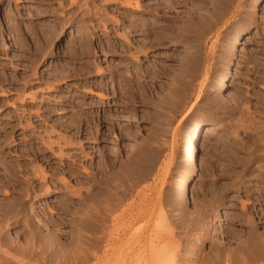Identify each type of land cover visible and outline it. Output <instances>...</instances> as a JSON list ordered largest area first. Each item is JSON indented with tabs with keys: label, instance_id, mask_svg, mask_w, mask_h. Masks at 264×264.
Masks as SVG:
<instances>
[{
	"label": "rangeland",
	"instance_id": "374dc122",
	"mask_svg": "<svg viewBox=\"0 0 264 264\" xmlns=\"http://www.w3.org/2000/svg\"><path fill=\"white\" fill-rule=\"evenodd\" d=\"M1 214L42 233L28 264L239 254L264 233V0H0Z\"/></svg>",
	"mask_w": 264,
	"mask_h": 264
},
{
	"label": "bare ground",
	"instance_id": "6f19581e",
	"mask_svg": "<svg viewBox=\"0 0 264 264\" xmlns=\"http://www.w3.org/2000/svg\"><path fill=\"white\" fill-rule=\"evenodd\" d=\"M254 3H256V1ZM219 14H221V13H219ZM244 31H247V29L246 30H243L242 32H244ZM239 34H240V32H239ZM194 63L196 64L195 60H194ZM229 74H230V72L228 71V72H226V74H224L223 76H221L218 84L216 85V88L217 89H221V88H223L225 86L226 80L228 79ZM175 106H176V104H175ZM175 108H178V107L176 106ZM188 112H189V110H188ZM186 115H187V113H186ZM203 125H205L204 122H201V121L198 122L197 121L196 123H194L193 129H191L192 130V135L190 136V138H191V140L193 142L195 141V143H193V144H195L196 146H194L195 147L194 149L192 148L193 150H191L189 152L187 151L188 152V155L186 154L187 155L186 156L187 157L186 163H187V167H188V170H187L188 172L186 174H181L179 176V178H177V181H176L177 182L176 183L177 184V189H178V191H177L178 192V196H179L180 200L183 203H185V202L188 201V192H187L188 183H189L190 179L192 177H194V175H196L198 173V164H197V161H196V158H195V154H196V150L198 149V146L202 147V145H203L202 143L203 142L201 143V139H200L199 136H198L199 138L196 141V136L197 135L195 136V134H199V132L201 131ZM137 148H138L137 145L133 146L130 149V153H134L137 150ZM7 213H9V212H7ZM2 214L0 216V220H4V218H5V217L4 218H1L2 217ZM247 219H248V217H247ZM30 233H31L30 234V239H29L28 242H26V241L25 242L23 241L24 243L16 242L11 237V234H10V231H9V227L2 226V224L0 222V264H28V262L31 261V260H33V261L34 260L35 261L40 260L41 261L42 255L45 254V251L46 250L44 251L45 248H43V249L40 248V245L37 242H39V243L41 242L42 237H43L42 236V233H39V232L38 233H36V232L33 233L31 230H30ZM250 233H249V235L251 236V238H250V236L249 237H245L244 238V241L242 242L243 244L241 243L242 244V246L240 248V251L241 252L239 254H237L236 256H233L235 254H233V255L227 254V253H225L226 251H224L222 249V247L221 248L219 247V249L215 253L211 254V256L209 257V259H207L208 261H207L206 264H247L253 258H258V257L259 258H261V257L263 258L264 257V233L262 234L260 232H255L253 234L255 238ZM44 242L45 241H43V243ZM36 243L39 246H37ZM41 247H42V245H41ZM177 249H178V247L175 248L174 251L172 250L171 252H173L174 255L175 254H178L176 252ZM58 250L59 249H57V247L56 246L54 247V245H53L52 252H50L51 253L50 256H51L52 259H53V257L55 255H59ZM54 253H55V255H54ZM163 253L165 254L164 251H163ZM194 253H196V252L194 251ZM85 255H84V258H82L83 259L82 261L87 260V258H86L87 255L86 256ZM169 256H171V255H169ZM193 257H195V254H194ZM186 258H185L186 261H184L183 264H196V260L191 259V255L189 257L186 256ZM157 261H158V258H157ZM34 263H38V262H34ZM57 263H55V264H57Z\"/></svg>",
	"mask_w": 264,
	"mask_h": 264
}]
</instances>
